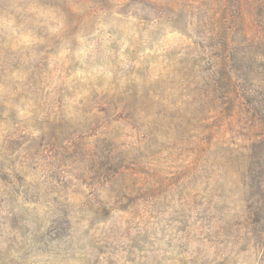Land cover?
<instances>
[{
  "label": "rangeland",
  "instance_id": "374dc122",
  "mask_svg": "<svg viewBox=\"0 0 264 264\" xmlns=\"http://www.w3.org/2000/svg\"><path fill=\"white\" fill-rule=\"evenodd\" d=\"M216 2L0 0V264H264V0Z\"/></svg>",
  "mask_w": 264,
  "mask_h": 264
},
{
  "label": "trees",
  "instance_id": "16d2710c",
  "mask_svg": "<svg viewBox=\"0 0 264 264\" xmlns=\"http://www.w3.org/2000/svg\"><path fill=\"white\" fill-rule=\"evenodd\" d=\"M217 2V4H218V0H216ZM249 7V6H248ZM255 7H257L258 9H262L263 10V5L262 4H256L255 5ZM248 9H251V6L248 8ZM261 10V11H262ZM263 13H264V11H263ZM226 79H228V84H230L231 83V87H230V89L231 90H228V92L230 91L231 92V96L233 95V98H232V100L230 99V102H231V107H235V103H237L238 104V106H239V104H241V99H242V101H244V102H246V101H248V98H249V93L248 92H240V91H238L237 90V85L235 84V81H233L232 79H231V77L230 78H226ZM234 82V84H233V82ZM226 84H227V82H226ZM245 99V100H244ZM243 103V102H242Z\"/></svg>",
  "mask_w": 264,
  "mask_h": 264
}]
</instances>
